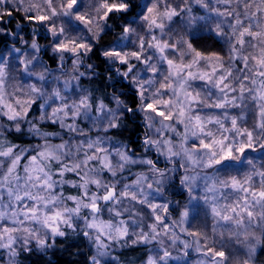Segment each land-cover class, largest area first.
<instances>
[{
    "label": "clouds",
    "instance_id": "obj_1",
    "mask_svg": "<svg viewBox=\"0 0 264 264\" xmlns=\"http://www.w3.org/2000/svg\"><path fill=\"white\" fill-rule=\"evenodd\" d=\"M264 264V0H0V264Z\"/></svg>",
    "mask_w": 264,
    "mask_h": 264
},
{
    "label": "trees",
    "instance_id": "obj_2",
    "mask_svg": "<svg viewBox=\"0 0 264 264\" xmlns=\"http://www.w3.org/2000/svg\"><path fill=\"white\" fill-rule=\"evenodd\" d=\"M59 264H76L75 261H67L65 258L57 257Z\"/></svg>",
    "mask_w": 264,
    "mask_h": 264
}]
</instances>
